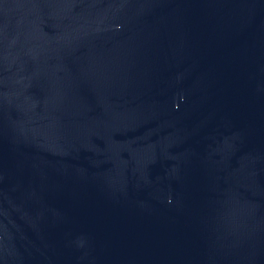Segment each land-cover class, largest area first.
<instances>
[{"label": "water", "instance_id": "1", "mask_svg": "<svg viewBox=\"0 0 264 264\" xmlns=\"http://www.w3.org/2000/svg\"><path fill=\"white\" fill-rule=\"evenodd\" d=\"M0 264H264V0H0Z\"/></svg>", "mask_w": 264, "mask_h": 264}]
</instances>
